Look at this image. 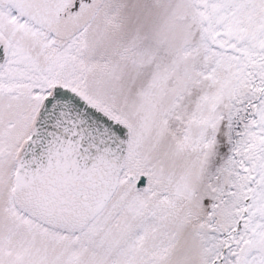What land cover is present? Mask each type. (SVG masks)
<instances>
[{"label":"snow or ice","instance_id":"obj_1","mask_svg":"<svg viewBox=\"0 0 264 264\" xmlns=\"http://www.w3.org/2000/svg\"><path fill=\"white\" fill-rule=\"evenodd\" d=\"M0 264H264V0H0Z\"/></svg>","mask_w":264,"mask_h":264}]
</instances>
